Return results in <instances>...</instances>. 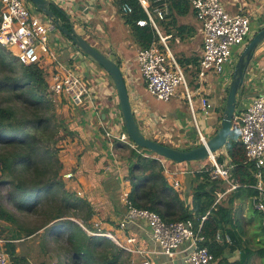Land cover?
Instances as JSON below:
<instances>
[{
  "label": "trees",
  "instance_id": "1",
  "mask_svg": "<svg viewBox=\"0 0 264 264\" xmlns=\"http://www.w3.org/2000/svg\"><path fill=\"white\" fill-rule=\"evenodd\" d=\"M125 4L133 12L122 15L140 48L159 43V36L150 26L137 25L139 20L147 19L139 1L117 0L120 10ZM169 5L166 17L169 22L160 24L168 28V33L176 29L182 34L181 27H177V16L189 11V4L186 0H169ZM60 17L69 29L66 19ZM1 20L0 6V24ZM181 64L197 67L199 60L189 59ZM65 135V124L44 70L39 65H23L0 45V222L12 226L6 244L11 264H29L27 258L18 254L15 241L36 236L41 231L44 252L54 254L56 264H131V253L107 237L89 235L80 225L89 229L95 212L87 200L67 190L63 181L60 146ZM114 149L129 163L132 186L129 199L133 206L155 212L166 222L192 220L201 231V245L209 248L218 264H251L255 254L264 259V227L256 244L259 250L245 247L244 222L238 216L242 207L236 204L250 200L257 191L250 187L256 183L255 170L247 159L237 129L223 149L226 154L217 158L219 164L229 159L233 167L230 181L237 189L228 192L231 185L214 178L210 164L203 171L190 174L192 208L167 182L163 163L157 158L160 156L138 147L150 155L145 157L119 141L114 142ZM251 210L262 218L252 206ZM204 216L207 218L202 221ZM218 232L230 235L231 244L217 240ZM237 251L241 252L237 261L226 258L227 254L232 256Z\"/></svg>",
  "mask_w": 264,
  "mask_h": 264
},
{
  "label": "crops",
  "instance_id": "2",
  "mask_svg": "<svg viewBox=\"0 0 264 264\" xmlns=\"http://www.w3.org/2000/svg\"><path fill=\"white\" fill-rule=\"evenodd\" d=\"M50 1H53L58 8V10L52 9L58 16L61 15L66 19L70 28L74 27L96 49L119 63L124 75L131 72L132 81L129 83L137 95L129 94V96L140 129L146 137L182 150L200 145L198 135L196 137L192 130L197 128L184 93L180 94L183 102L174 101L169 109L161 110L154 104L153 100L156 99L148 93L139 71L137 54L140 46L131 27L126 24L117 0ZM222 5L229 14L242 13L250 16L251 29L246 46L259 31L264 29V0H222ZM32 6L36 8L33 4ZM189 7V11L177 16V27H181L182 34H178L176 29L168 33V28L160 24L161 34L167 37L166 43L181 66V63L186 64L189 59L200 60L203 50L202 25L190 4ZM36 12L42 14L37 8ZM165 21H167L166 24L169 22L167 19ZM62 23L65 24L63 21ZM49 46L53 56H44L41 66L48 84L52 83L53 75L56 73L64 74L73 71L86 79L91 89L90 99L87 98L80 107L75 106L71 98L65 95H53L57 111L65 124L66 135L60 159L64 165L62 178L67 190L91 204L95 212L91 224L99 222L104 233L121 240L135 238L134 248L145 252L144 255H133L141 264L145 260H149L151 264H181L187 253L182 252L174 259L159 254V248L151 239L150 229L145 222L129 223L125 229L120 227L127 212V206L122 200V192H131L132 186L129 181V163L116 153L114 142L117 140L110 139L106 135L107 130H112L114 133L126 131L118 93L110 76L96 62L77 51L73 43L57 27L50 34ZM244 49L235 50L233 63L225 75L210 74L202 87L199 84L197 71L194 73L192 69L196 66L193 64L182 66L185 73L187 72V81L191 85L189 87L198 94L197 102H199L200 94H206L213 104V109L207 117H202L201 114L198 117L199 128L206 139L213 137L221 127L233 77L231 74H234ZM190 72L195 74V83L192 76L188 75ZM262 95H264V42L257 49L248 69L238 98L237 110L245 109L252 100ZM198 108L200 110L199 106ZM221 153H224L223 150ZM172 162L166 159L164 163L170 169L182 172L192 171L189 170L190 165L197 163H178L180 165L175 166ZM182 164H187V167H183ZM68 173H72L74 177L66 179L64 176ZM164 176L171 185L165 173ZM177 178L183 186L181 198L187 206L192 208V176L187 172V174H179ZM245 201L242 204L239 202L236 204L242 207L238 216L244 222L245 247L259 250L256 244L260 241L259 232L263 229L262 218L260 214H256V217L250 216L248 213L251 210V204L248 199ZM11 230V225L0 222L1 239L8 241ZM26 239L17 240L15 243H22ZM17 252L18 254L21 252L18 245ZM240 255L241 252L237 251L232 256L227 254L226 258L233 262L237 261ZM212 264H218V260ZM251 264H264V259L255 254Z\"/></svg>",
  "mask_w": 264,
  "mask_h": 264
},
{
  "label": "built area",
  "instance_id": "3",
  "mask_svg": "<svg viewBox=\"0 0 264 264\" xmlns=\"http://www.w3.org/2000/svg\"><path fill=\"white\" fill-rule=\"evenodd\" d=\"M144 9L147 19L139 20V27L150 26L159 36L160 42H155L150 48L141 49L137 54V62L141 77L148 93L157 101L169 103L175 97L179 86L183 85L184 98L188 102L192 119L195 122L200 144L205 143L204 133L198 125V117H207L213 109V104L206 94H200L199 102L194 101L198 94L189 87L186 73L179 62L172 55L167 37L161 34L160 22L166 20L169 10V0H138ZM193 9L197 20L202 25L203 50L197 67L200 87L210 74L223 76L233 63L234 52L246 47L250 36V16L247 14H229L222 5V0H186ZM2 20L0 24V45L5 47L25 66H42L44 56H53L49 46V37L56 30L55 24L44 14L36 12L30 0H0ZM124 15L131 14L133 9L128 4L121 8ZM233 75V74H231ZM128 93L137 95L129 83L132 74L124 75ZM129 89L131 92H129ZM52 95L67 96L72 103L80 107L87 98L90 99L91 89L88 81L73 71L53 75L49 85ZM200 107V110L198 108ZM140 126V125H139ZM233 129H237L239 140L245 150L248 161L254 167L256 183L252 186L257 194L250 198L251 206L262 214L264 227V95L252 100L243 110H237L233 120ZM107 137L127 144L145 157L150 155L142 153L131 141L126 131L114 133L107 130ZM221 152V151H220ZM216 153L209 160L212 162V175L221 178L231 185L228 192L237 189L230 181L233 167L229 159L224 164H219ZM226 154V152L224 153ZM163 163L164 173L170 179L171 186L182 194L183 187L177 178L179 174L194 173L196 171H174L165 165L166 159L157 157ZM204 168L197 171H203ZM72 179L74 175L68 173L64 176ZM129 193L122 192V200L127 206L125 217L120 223L125 229L129 223L143 221L150 229L151 239L159 248V254L174 259L180 253L186 252L187 256L181 264H212L215 261L209 248L202 246L200 229H196L192 220L166 222L155 212L139 209L130 202ZM224 196L220 195L219 200ZM207 216L202 217V221ZM201 221V222H202ZM91 236L107 237L119 247L133 255H144L145 252L134 248L135 238L121 240L111 234H106L101 229V224L96 222L88 229L80 224ZM216 239L231 244L228 234L218 232ZM7 240L0 238V264H11L7 253ZM55 264V263H53ZM142 264H151L145 260Z\"/></svg>",
  "mask_w": 264,
  "mask_h": 264
},
{
  "label": "water",
  "instance_id": "4",
  "mask_svg": "<svg viewBox=\"0 0 264 264\" xmlns=\"http://www.w3.org/2000/svg\"><path fill=\"white\" fill-rule=\"evenodd\" d=\"M30 2L55 24L57 29L73 43L77 51L83 56L92 59L108 73L118 93L126 132L137 147L175 163L205 162L225 148L234 130L233 120L237 112L238 98L244 86L248 69L257 49L264 42V29L251 39L239 57L228 90L225 111L218 132L205 143L192 149L182 150L161 144L143 134L133 111L127 85L118 63L91 45L74 27L70 29L64 27L60 16L52 9L58 10L53 1L30 0ZM61 14L67 17L65 13L61 12Z\"/></svg>",
  "mask_w": 264,
  "mask_h": 264
},
{
  "label": "rangeland",
  "instance_id": "5",
  "mask_svg": "<svg viewBox=\"0 0 264 264\" xmlns=\"http://www.w3.org/2000/svg\"><path fill=\"white\" fill-rule=\"evenodd\" d=\"M140 50H141V48H140ZM183 68V67H182ZM184 69V68H183ZM192 69H194V73H196V71H197V68L195 67V68H192ZM185 70V69H184ZM194 73H188V75L189 76H192V79H194L193 80V83H195L196 82V79H195V74ZM186 74H187V72H186ZM191 79V80H192ZM187 80H188V78H187ZM189 83V82H188ZM189 85H190V83H189ZM191 86V85H190ZM129 91H130V89H129ZM131 92V91H130ZM185 92V89H184V86L183 85H181V86H179L178 87V89H177V92H176V95H175V97L172 99V101L170 102V103H164V102H157L156 100H153V102H154V104L158 107V108H160L161 110H164V109H169L170 107H171V105L174 103V101L175 102H177V103H181V102H183L182 100H181V95L180 94H182V93H184ZM180 96V97H179ZM196 97H197V95L195 96V98H194V101L196 102V105H197V99H196ZM155 99V98H154ZM185 103V102H184ZM186 105V104H185ZM187 106V105H186ZM201 124V123H200ZM201 126V125H200ZM202 128V127H201ZM194 132H195V134H196V137H197V135H198V132H197V130H195V129H192ZM202 130H204L203 128H202ZM165 139H163V141H164ZM63 145V144H62ZM62 145L60 146L61 147V149H63L62 148ZM170 145V144H169ZM172 146V145H171ZM220 152V151H219ZM224 153H225V151H223ZM60 153H61V151H60ZM224 153H221L220 152V155H225ZM212 162L208 159L207 161H205V162H197L196 164H192V165H190V168H189V170H192V171H197V170H199V169H201V168H206V167H208L210 164H211ZM172 164L173 165H175V166H179L180 164H178V163H174V162H172ZM183 165V167H187V164H182ZM212 165V164H211ZM183 187V186H182ZM247 201V200H246ZM245 201V202H246ZM245 206L247 207V204L245 203ZM250 206V205H249ZM250 216H253V217H256V214H255V212L253 211V210H250L249 211V213H248ZM254 228H256V227H254ZM43 237H44V233L41 231V232H39V234H37L36 236H33V237H30V238H27L24 242H22V243H18L17 245L20 247V250H21V252H20V256H22V257H25V258H27L28 259V263L29 264H43V263H45V264H53V263H58V260H57V258L55 257V255L54 254H52V255H48V254H46L45 252H44V249H43V246H42V243H43ZM131 264H141L140 263V261H138V259L137 258H135L134 256H133V254H131Z\"/></svg>",
  "mask_w": 264,
  "mask_h": 264
}]
</instances>
